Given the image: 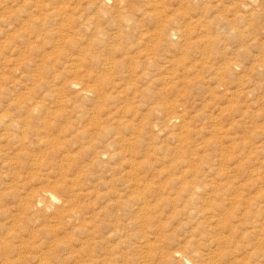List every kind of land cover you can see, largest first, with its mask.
Returning a JSON list of instances; mask_svg holds the SVG:
<instances>
[{"label": "rangeland", "instance_id": "1", "mask_svg": "<svg viewBox=\"0 0 264 264\" xmlns=\"http://www.w3.org/2000/svg\"><path fill=\"white\" fill-rule=\"evenodd\" d=\"M4 133L0 264H81L80 221L122 226L131 196L151 214L131 243L264 264V0H0Z\"/></svg>", "mask_w": 264, "mask_h": 264}, {"label": "bare ground", "instance_id": "2", "mask_svg": "<svg viewBox=\"0 0 264 264\" xmlns=\"http://www.w3.org/2000/svg\"><path fill=\"white\" fill-rule=\"evenodd\" d=\"M49 12L50 13L48 14V18L53 17L56 14H59V16L61 15V13H59V12H61V10L58 13H56L54 11H51V10H49ZM69 24H71V23L70 22H67V24H64L63 26H65V25L68 26ZM91 24H93V20H92V23ZM69 27H70V25H69ZM65 30H67V29H65ZM109 68L110 67L107 68V71H109ZM73 88H76V85H73ZM87 94H88V91H82V95H83L82 97H86ZM36 108H38V106H35L34 109H36ZM8 122L9 123L6 126V130H5L6 132L9 130L8 128H10L12 126V124L10 123V120ZM7 139H8V135L6 133L0 135V141L7 140ZM45 195H46V198L48 197L51 201H55L56 200V197L54 196V194L52 192H48L47 191V192H45ZM138 196H140V194H138ZM130 199H133V201L135 203H137L136 204L137 207L132 206L134 208H132L131 206H128L129 204H127V205L125 204V207L128 206L131 209L132 216L127 220V222H124V225H122V226H119L118 225V222H116L114 220L111 221V219H104V220H102L97 225L99 226V225H104L105 224L106 227H105V232L100 237H97L96 236L97 235V225H96L97 221H95V220H98V218H102L104 215H101L100 217H98L99 214H96L94 217H92L90 219L91 222H92V224H93V225L91 224L92 225L91 227L85 226V221H87L86 219L83 218V220L80 221L81 224H82V227L80 225L79 226H80V228H82L81 230L83 231V234L86 236V239L90 243L91 242H94L95 243V247H94L93 250L89 249V246L90 245H87L88 247L86 249L82 250V254H83V257H84L85 260H83V262H81V264H94V263H97L95 261H99V263H97V264H126V261L125 260H122V259H124V256L122 255V252L123 251H122V249L120 247H123V248H125L127 250H131V251L138 250V249H142V248H146L149 251L146 252L145 254L148 256V254L150 252H154L155 253V256L157 257V259L159 261V263H161V264H165V262H172V261H175L176 262V260L178 262L182 263V264H191L189 258L186 255H184L183 253H179L178 252V253L171 254V255H165L163 252H161L158 249V246H154L153 245L154 242L150 243L148 241L149 238H147L145 236H141V235L136 234L134 237L136 239V237L138 236L139 242L131 243L132 242L131 241V238L133 236H130V235H127V234L124 235L123 233H125L124 232L125 229H127L128 227H134V228H136V227H138L139 224L146 223L147 221H149L151 219V214H150V211H149L150 208H149V206H147L144 203V201L142 200L143 198H135V197L131 196ZM40 204H41V201L40 200H37L36 201V200H34V199L31 198V200H29V202H27L25 204V209L28 210V213L30 215V213L35 212V210H37L40 207ZM117 206H120V205H117ZM48 207H50V206H48ZM98 213H101V212L99 211ZM64 214L59 213V217L62 218ZM96 217H98V218H96ZM70 220H72V219L70 218ZM110 239H111V242L113 243V245H111L110 248L105 249V253L104 254H102L101 251L99 250V252H96L97 254L95 253L96 256L93 255L95 257V259L93 257H91L92 251L95 252V249H96L97 246L103 247V242L104 241H109ZM153 240H155V239H153ZM100 242H102V243H100ZM221 242H224V243L227 244V240L225 238H223V237H215V238H213L210 241V243L211 244H214V245L216 243H221ZM98 243H99V245H98ZM99 247H97V248H99ZM8 248L11 249V252L12 253H14V252L18 253V248L17 247L8 246V244H6L4 242H0V254L1 253H4V252H7ZM141 251L142 250H140L139 252H141ZM143 251H145V250H143ZM222 257L224 258L225 257V254L222 255ZM137 259L138 260H142V259H144V257L142 258V257H138L137 256L136 260ZM8 260L9 259L6 258V260H5L6 261V264H9V261ZM138 260H137V263H135V264H139L140 261L138 262ZM42 262H44V261H42ZM208 263H210V264H216V261H214L212 259L211 260L209 259V262Z\"/></svg>", "mask_w": 264, "mask_h": 264}]
</instances>
